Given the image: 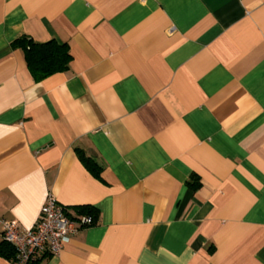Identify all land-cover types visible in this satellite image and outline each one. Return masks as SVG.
<instances>
[{"label":"crops","instance_id":"1","mask_svg":"<svg viewBox=\"0 0 264 264\" xmlns=\"http://www.w3.org/2000/svg\"><path fill=\"white\" fill-rule=\"evenodd\" d=\"M48 193L92 224L39 264H264V0H0V244Z\"/></svg>","mask_w":264,"mask_h":264},{"label":"built area","instance_id":"2","mask_svg":"<svg viewBox=\"0 0 264 264\" xmlns=\"http://www.w3.org/2000/svg\"><path fill=\"white\" fill-rule=\"evenodd\" d=\"M92 224L90 216L73 219L66 207L48 193L36 223L21 229L14 221L2 222V238L13 248L12 264H34L44 254H58L76 232Z\"/></svg>","mask_w":264,"mask_h":264},{"label":"trees","instance_id":"3","mask_svg":"<svg viewBox=\"0 0 264 264\" xmlns=\"http://www.w3.org/2000/svg\"><path fill=\"white\" fill-rule=\"evenodd\" d=\"M13 46H17L23 51L26 66L36 82L67 70L71 60L68 45L54 39L44 43H37L29 38L22 37L17 39L13 43ZM79 155L81 161L89 171L95 177H98L99 168L93 160L81 153ZM191 186L196 187L195 184H191ZM87 213L94 215L93 210ZM0 254L6 256L8 259H12L14 257V250L4 241L0 244ZM40 260L41 257L34 264H39Z\"/></svg>","mask_w":264,"mask_h":264}]
</instances>
